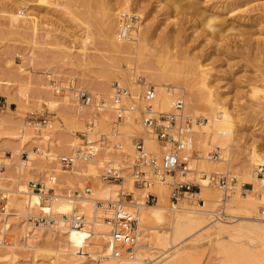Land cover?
<instances>
[{
	"label": "rangeland",
	"instance_id": "rangeland-1",
	"mask_svg": "<svg viewBox=\"0 0 264 264\" xmlns=\"http://www.w3.org/2000/svg\"><path fill=\"white\" fill-rule=\"evenodd\" d=\"M19 1L0 0V160L4 164L1 170L5 173L0 174L6 177L0 184L4 189H0V204L3 202L5 204L9 199V197H3L4 195L8 194L13 197L12 192L16 191L20 185H27L29 189V187L34 188L33 183H38L39 187L42 183L45 189L52 188L55 195L63 193L72 197L76 191H82V196L91 197V200L78 199L77 213L81 214L83 219L97 220L105 224L100 227L106 226L110 233L112 225L106 217L113 215V209L109 207L108 201L117 199L118 191L121 189L131 191L127 183L128 179L124 176L127 173L132 175L128 162L135 153L127 155L128 158H123L121 151L126 147L127 140H132L133 135L144 133L143 127L140 120L142 128L126 129L127 124L134 123L132 118L125 120L114 137L115 141L122 144V149L112 148V151L114 150L112 152L111 149L99 147L98 153H101V150L114 153L115 156L109 159L113 160L114 157L116 159L120 156L126 161L120 163L117 170L110 166L109 161L106 162L107 159L103 160L104 162L94 161L96 175L92 172L78 173V167L82 161H77L72 167L64 168L59 157L75 151L85 143L83 140L87 138L86 136L93 141L99 139L102 134L111 135L113 132L114 112L107 110L98 114L93 106L91 108V105L82 102L78 93L88 91L97 99L109 100L111 94L108 95L109 99H106L98 93V80L106 83L111 92L113 83L116 81L129 85L133 92L132 82L139 76L153 84L157 83L151 78L147 69L140 68L134 72V69H127V63L124 60L111 56L108 44L105 43L101 32L100 19L104 17L103 8L96 3V0L95 2L90 0L87 3L84 0H28L24 9L38 18L39 28L36 33L31 28L10 23L6 9L9 6L20 7ZM105 1L110 6H118L121 2L130 3L133 6L131 12L140 15L139 20L137 19L134 23L133 30L137 33L138 23L145 19V22L155 30L151 39L152 43L159 40L164 30L182 29V38L185 42L182 48L190 54L193 63L200 62L204 66L208 76L207 81L210 86H213L215 96L230 106L236 115L245 117L246 120L249 119L251 124L237 128L234 140L231 142L232 166L230 168L228 165L227 167L226 165L224 167L214 166L212 170H209V172L219 171L227 174L228 185L240 186V189L233 190L221 187L219 190L223 194L220 196V201L215 202L214 210L217 211L224 201L226 214L230 216L235 212V216L238 215L234 217V220L264 224V181L260 180L263 175L252 160L254 148L264 156V92L259 91V94L256 93L253 97L249 91L253 82H258L256 85L260 88L263 86L260 77L256 76L261 68H264V52L262 53L264 50V0H184L180 9H172L166 3L167 0ZM168 10L171 13L169 15ZM214 12L225 18L227 25H233L238 29L230 31L227 40H216L212 37L209 40L206 39L207 31L204 29V22L206 17ZM242 30L249 31L240 34ZM245 36H249V39L246 40ZM183 56L180 59V65L171 66V68H177L182 82L186 78L187 83L190 82L191 85L193 83V88L199 90L200 84L193 80L195 66L193 63H187L188 61ZM125 70H127V75L123 72ZM169 83H174V80H169ZM21 85L28 87L27 96L20 93ZM180 91L182 94L175 93V97L187 95V98L183 96L185 103L187 102L185 113L204 119L201 124H206V115L209 112L207 107H199L198 113L188 110L189 90L180 88ZM131 101L138 105L144 104L142 99L137 101L133 96ZM172 105L173 102L167 107L156 106L169 111ZM137 114L140 117L138 119H141L140 111H137L135 115ZM44 119H47V123L42 122ZM92 120L95 121V127H88ZM193 131L196 133V129L193 128L190 135ZM84 132L87 133L86 136L83 135ZM194 136L199 137L195 134ZM191 142L190 140L191 152L195 151V157L191 161L192 168L207 171L203 158L211 151H217L216 158H218L219 148L214 142L206 146L202 143ZM33 151L37 153L32 160L30 155ZM49 152L59 154V156L52 157ZM22 162L24 165L20 167ZM111 169L115 173H120L124 180L104 179L103 174ZM199 175L197 172H190L187 178L179 175L169 177L167 179L169 198L172 189L170 182L185 179L201 182L197 178ZM204 185L196 192L203 190ZM87 186L93 188L92 193L85 192ZM8 189L9 192H6ZM104 189L111 191L109 197L104 196ZM208 189L215 190L216 186L208 185ZM35 190L40 192L39 189ZM147 191L148 189L140 191L141 197H144ZM151 192L158 194L153 188ZM226 193H228L227 196ZM238 193L242 195L244 204L237 202L235 196ZM158 196L160 200L161 196L159 194ZM135 199L139 202L143 198L140 200L135 196ZM200 200L199 202L203 203ZM96 201L98 205H103L104 202L103 207L96 206ZM250 201L254 203L251 204ZM205 203L204 200L203 204ZM43 204L46 205L42 207L43 210L41 207L32 209L33 213L42 216L39 217L40 219L49 214V205L45 202ZM148 204L157 203L151 201ZM11 207H16V205ZM55 212L61 216L57 208ZM9 221L11 228L7 234L8 241L15 238L18 243L25 245L28 238L25 236L26 223L29 218L25 215H13ZM141 223L143 230L139 240V250L142 251L147 261H153L154 264H175L177 254L172 258L169 256L176 250L179 251L185 242L190 241H197L196 245L198 243L199 245L192 247L193 249L190 247L183 249L188 258L183 264H264V237L250 241L251 234L243 233L236 240L228 237V234L207 238L206 234L218 224V220L204 223L201 229L177 245L162 239L163 234L167 232L164 228L170 225L167 219L160 223L158 221H141ZM54 225H58V222ZM85 225L91 230V223L86 222ZM58 232L61 231L57 228L48 230L46 227L36 226L31 232L36 238L31 237L30 241L37 243L38 246L48 247L50 250L0 245V264H57L54 249L62 248L67 244L66 236H62V233L59 236ZM89 232L84 233L90 235L83 245L69 243L66 247H70L72 251L94 250L111 253L110 248L104 249L107 240L110 239L109 233L98 235ZM149 240L152 241L153 246H158V248L146 247ZM0 241H3L2 233H0ZM58 252L61 256L58 264H97L98 262L88 254L81 255L60 250ZM152 253L159 258L150 257ZM73 260L76 262H72Z\"/></svg>",
	"mask_w": 264,
	"mask_h": 264
},
{
	"label": "bare ground",
	"instance_id": "bare-ground-1",
	"mask_svg": "<svg viewBox=\"0 0 264 264\" xmlns=\"http://www.w3.org/2000/svg\"><path fill=\"white\" fill-rule=\"evenodd\" d=\"M84 1L85 3L90 2V0H84ZM96 1H97L96 3L100 4V6L103 8L104 17L100 19L101 32H102L103 37L105 38V43L108 44V50L110 51L111 56L114 58L120 59V60H124L127 63V69L129 70L134 69L135 70L134 72L138 71V69L140 68H145L148 70L151 78H153L157 83V84L154 83L157 86V91H158V96H157V100L155 103V105L157 106L162 105L163 107H167L172 102H174V100L176 99L175 93L176 94L178 93L179 95L180 93L182 94L181 92L182 90L180 91V88L181 89L184 88V90H187V91L189 90L188 110L189 109L194 110L198 113V108L201 106H206L207 109L209 110L208 114L206 115L207 123L204 125L203 124L194 125L195 127L193 128L194 130L196 129V133H194V131L193 133H191L190 135V140L192 141L191 143L198 142L206 146L214 142V144H216L215 146L219 148L220 156L218 158L216 157L210 158L209 154H206L207 156L203 158V163H204V166H206L207 172H209V170H212L214 166L224 167L226 165L227 167L228 165V167L230 168V166H232L230 148H231V142H233L234 137H235V131L237 128L242 127V126L243 127L247 126L251 123L248 121L249 119L246 120L245 117L244 119L240 115H236V113H234L230 109V106H228L226 103H223L221 100H219L215 96V90L213 89V86H210L207 81L208 76H207V72L204 69V66L200 62L193 63L192 58L190 57V54L187 52L186 49L182 48V45L185 44L182 38V33H181L182 29L180 30L178 28L173 31L164 30L163 33L160 35L159 40L156 43H152L151 39L155 33V30H153L151 25L145 22V19H144L142 21L140 20V22L138 23V26H139L138 32L136 33L135 30H133L131 32V37L127 40H123V39H120L117 33L121 26L120 20L118 19L119 16L117 17V15H120L121 13L120 11L122 12L130 11L131 12V10H133L132 9L133 6L127 2L126 3L121 2L118 6L116 5L110 6L109 4H107L105 0H96ZM182 1L184 0H167L166 3L170 5L172 9H180L182 8ZM28 2H29L28 0H20L19 1L20 7L18 6L16 8L13 6H9L6 9L7 13L9 14L8 19L12 25L16 24L19 26L28 27V28L33 29L34 32L36 33V31L39 28V20L36 17V15L31 14L30 12H27V9H24V6H27ZM167 13L169 15L170 11L168 10ZM214 13L209 14L206 17L205 22H204V29L207 31L206 39L209 40L210 37H212L216 40H227L228 34L230 33V31L238 30V29L233 25H227V21L225 18L221 17L220 14L218 13H215V14ZM134 14L138 17V20H139L140 15H138L137 13H134ZM263 29H264V26H263ZM247 31L249 30H242L240 31V34H244ZM245 39L246 40L249 39V36H245ZM245 39H242V40H245ZM263 52L264 50L262 51V53ZM182 56L188 61L187 63H193V65L195 66L193 80H196L200 84L199 90H196L195 88H193L194 87L193 83L192 85L190 84V82L187 83L188 81L187 82L185 81L186 78H184V81L182 82L180 80L181 75L178 73L177 68L176 69L171 68V66L180 65L181 63L180 59L182 58ZM115 66L117 67V65ZM118 66L121 67L120 65ZM126 71L127 70L123 72H125V74L127 75ZM256 77H260L262 81L261 80L259 81L263 82V86H261L260 88V86L256 85L258 84V82L257 83L253 82L254 84H251L249 91L252 93L253 97H254V94L258 93L259 91L264 92V68H261L260 73ZM171 79L174 80V83L172 84L169 83V80ZM120 82L124 83L122 81ZM147 82L151 83L149 81ZM97 85H98V93L100 94L101 97H106L107 99L108 95L112 94L111 89L106 85V83L101 82V81L99 82L98 80ZM166 85L168 86L171 85L174 92L173 93L169 92ZM132 86H133L132 96L134 97V99H136L137 101H141L142 99V101L145 103L142 97V94H141L142 87L138 85L136 80L132 82ZM27 88H28L27 86L21 85L19 88L20 93L25 94V96H27L28 95V92L26 91ZM108 89H110V91H108ZM183 96H185V94L179 97L185 98L187 95L185 97ZM263 98H264V93H263ZM29 100L31 101V99ZM131 100H132V97H131ZM141 105L143 106L144 104H141ZM90 107L92 108V106ZM137 111L138 110L136 108L131 113V115L127 118V120H130L132 118V122L135 125L129 123L125 126L126 129L136 128V127L140 129L143 127V126L141 127L142 124L140 125V120L142 119H138L139 117L138 114L135 115ZM90 133L92 134L93 132L91 131ZM194 134L196 136L198 135L199 137L195 138ZM146 145L154 150L159 149V146L156 143L153 136H149L147 138ZM61 151H65V150L61 149ZM111 151L101 150V153H98L99 156L97 154L95 157L88 158L84 162L82 161L81 164L79 165L80 168L78 167V173L88 174V172H92L95 174L96 168L94 165V161L102 162L103 160L105 161L106 159H107L106 162L109 161L110 166L114 167L117 170L118 165L126 161L123 160L122 157L120 156H118V158L116 159L115 157L114 159L112 158L113 160L109 159L111 156L112 157L115 156L114 153H112L114 152V150L112 152ZM121 152H122V155H124L123 158L124 157L128 158L127 155H130V153H135V146L132 140L130 139L127 140L126 147H124V149ZM36 153H37L36 151L31 152L30 159L33 160L34 155H36ZM49 155L50 156L52 155V157L59 156V154H53L51 152H49ZM119 157L121 159H119ZM252 160L254 161V165H257L258 169H260V172L263 175V177L260 176L262 178L260 180L264 181V174H263L264 173V156H262L256 148L252 150ZM22 161H25V160H22ZM27 161L28 160H26V162ZM23 163L24 162H22L21 163L22 165L20 164L21 166L20 165L19 166L22 167L24 165ZM220 170L222 169L220 168ZM224 171H225V168H224ZM0 173H3V171L1 170ZM189 174L190 173L178 174V175L183 176L184 178H187ZM176 176L177 175H171L169 177H176ZM124 177L128 179L127 183L131 190L129 192L133 193L134 197L132 198V200H129V201H121L120 200L121 195L119 193L121 190H119L117 194V200H120L119 204L121 205L123 204L124 206L127 205L126 208L130 212L137 215L138 217V220L135 222L137 233H138L137 242L131 248L133 249V253H130V254L125 253L119 257H115L113 255V243H112V237H111L113 225L110 221V218L113 217L114 210H113L112 216L106 217V220L112 225V229L110 233L108 232V228H106V226L100 227V225H105V224H101L97 222V220L89 221L87 219H83L82 226L75 227L74 224L78 223L79 221H82L81 218L79 217V215L81 214L77 213V210H76L78 199H80L81 201H84L85 199L91 200V197H88V196L83 197L80 193L75 194L73 197L69 194L62 193L60 195H55L53 193L52 202L51 204H49V214L44 215L45 218L47 219V223H44L42 222V218L41 219L39 218L42 216L37 215L36 213H33L32 211L34 207H41V208L46 207V205H44L42 201V197L45 194L44 188L42 189L41 192H38V191L36 192L35 188L29 187V189H27L26 187L27 185L22 186L20 184H19L20 185L19 188L16 191L12 190L13 197H11V195L8 196V194L3 196L6 198L9 197V199H7V202L5 203L7 207L6 210L0 211V228H1V225L3 224V228H1L0 230V233L3 234V241H0V245L12 246L14 248L15 247H28V248L30 247V248H33L34 250L36 249L50 250V248L48 247L38 246L37 243L32 242V240L30 241L31 237L33 238L35 235L33 233L31 234V232L34 231L35 226L39 228L46 227L48 230L57 228L58 231H61V232H58V235L62 233L61 234L62 236L63 235L66 236L68 245L69 243H72V245H83L85 243V239L90 235V234L89 235L84 234L88 231H90L89 233H95L98 235L109 233L110 239L107 240L106 246L104 247V249L110 248L111 253H106L104 251L99 252V251H94V250H90V251L74 250L72 251L70 250V247L69 248L66 247L67 246L66 244V246L63 245V247L65 246L64 248L62 247L59 249H54L56 250L55 262L58 264V260L61 259V256L58 252L60 250L62 252H72L74 254H81V255L88 254L89 256H93V258L98 261L97 264H154L153 261H147L145 257L143 256L142 251L139 250L140 249L139 240H140V236L143 230L141 221H144V222L158 221L160 223V222H163L165 219H167L170 225L164 228L167 230V232L166 234H163L162 239L165 242H169V243L176 244V245L181 244L187 237L193 235L195 232L201 229L204 223H211L217 220H218V224H216L213 228H211L210 231L206 234L207 238H211L214 236L220 237L221 235L228 234V237H230L233 240H236L240 238V236L243 233L251 234L249 238L250 241H254L257 238L264 237V224H261V222L260 223H251V222L246 223L240 220H234V217L238 216V215L235 216V212L234 214L230 216L227 214L228 216L223 217V218L217 217L216 216L217 213H216V210H214L215 209L214 207H215V202L216 201L219 202L220 196L223 194L221 190H219L222 186L211 185V186H216V189L209 190L208 189L209 184H207V181H205L201 177V175L197 176V178L201 180V182L199 181L197 182L195 181V182L199 184L198 189H201V187L205 184L203 190L196 192L198 190L196 189L194 191L186 192L181 198V201L184 200L183 201L184 203L180 201V203L176 204L175 206L171 205V194L169 198V195H168L169 194L168 192L169 184L167 181H161V180H158V182L155 181L157 182L156 185H153L154 183H152V185H150L148 188H145V189H148V191L147 193H145L146 195H144V197H141L140 191L145 190V189L139 187L135 183V180L133 179L134 177L130 175L129 173H127L126 176ZM5 178H6L5 175L0 174V184L4 182ZM186 180L188 181L192 179H185L184 181ZM152 188L153 190H156L158 194L161 196L160 200L158 199L159 202L157 201L156 202L157 204L155 205L148 204V202L145 199L147 194L151 192ZM222 188L224 189L231 188L233 190V189H240V186L236 187L234 185L233 186L228 185L227 187H222ZM0 189H2L1 186H0ZM6 192H9V189L6 190ZM92 192H93V188H92L91 193ZM110 192L111 191L109 189L103 190V194L105 197H109ZM227 195L228 193H226V196ZM135 196L138 199L140 198L141 199L143 198V199L142 200L140 199L141 201L137 202L138 200L135 199ZM235 198L237 199L238 203H243V204L245 203L240 193H238L235 196ZM200 199H204L206 203L205 204L200 203L199 202ZM98 201H96V206L103 207L104 202H103V205H98ZM109 201H112V200H109ZM169 201H170V204L168 205ZM250 203L252 204L254 202L250 201ZM13 205H16V207H11ZM55 208H57V210L60 211L59 213L61 214V216H58L56 214ZM106 208L108 211V207ZM13 215H25L26 217L29 218V221L26 223L27 228H26L25 236H27L28 238H27V243H25V245L18 243L15 238L14 239L12 238V241H8L9 238L7 239V234L9 233L8 230L11 228L9 219ZM31 217L37 218L39 222L30 220ZM96 217H98V215ZM53 220H56L55 223L58 222V225L55 226L54 225L55 223L52 222ZM33 222L34 224H32ZM86 222L91 223V227H92L91 230L86 227L85 225ZM196 242L197 241L185 242L184 246L179 251L176 250L177 252L175 251V253L174 254L172 253V255H170L169 257L170 258H172L173 256L175 257V254H177V259L175 261V264H183L187 258L186 254H184L183 252L184 251L183 249L187 247L192 248V247L199 245V243L196 245ZM146 247L158 248V246H153V243L151 240L148 241V245H146ZM229 250L231 249L229 248ZM154 254L155 253L150 254V257H153V259H156L157 257L159 258V256H155ZM13 255H14V249H13ZM72 262H76V261L73 260Z\"/></svg>",
	"mask_w": 264,
	"mask_h": 264
},
{
	"label": "built area",
	"instance_id": "built-area-1",
	"mask_svg": "<svg viewBox=\"0 0 264 264\" xmlns=\"http://www.w3.org/2000/svg\"><path fill=\"white\" fill-rule=\"evenodd\" d=\"M138 17L132 13L123 11L119 15L120 29L118 35L120 39L127 40L131 37L134 22ZM138 85L142 87V97L145 101L144 105L132 102V90L129 85L116 81L112 86V94L109 100L97 99L92 93L88 91H80L78 97L84 104L93 106L99 113L107 110H112L115 114V119L112 123L113 132L111 135L102 134L101 137L92 142L88 138L87 133L84 132L87 138L84 139V144L78 147L75 151L69 154H64L59 157V161L64 168L72 167L77 161H85L88 158L95 157L98 154L99 147L112 149L122 147V144L114 140L118 134L119 126L127 120L131 113L137 108L141 115V124L144 133L132 136V142L135 146V154L128 162V168L134 177L135 183L145 189L148 188L155 181H167L171 175L188 174L190 172H197L201 177L207 181L209 185H220L222 187L228 186V175L219 171L207 172L205 170H197L192 168L191 161L195 157V151L191 152L190 146V132L194 124H201L204 119L200 117H193L185 113V102L183 98L177 97L173 102L172 109L169 111L157 108L155 103L158 96L157 86L153 83H148L147 80L139 76L136 78ZM169 92H174L172 86H167ZM47 123V119L42 121ZM95 126V121L89 122L88 127ZM149 136H153L159 146L158 150H154L146 145V140ZM217 151L209 152V157H217ZM4 168V164L0 160V170ZM120 172V171H119ZM104 179L124 180L120 173H115L113 169L103 174ZM171 189V205L175 206L180 203L182 196L188 191H194L199 188V184L195 181H172ZM35 189L41 192L44 188L45 194L42 201L48 205L52 202L53 191L52 188H47L41 183L32 184ZM90 186L85 188V192H91ZM82 195V191H76ZM75 193V194H76ZM121 201H129L134 197L133 193L121 189L119 192ZM4 199V198H3ZM146 201L157 202L158 194L149 192L145 197ZM117 200V199H116ZM109 201L108 205L114 210L113 217L110 221L113 225L112 229V243L113 255L119 257L123 254L133 253L131 249L137 242V228L135 222L138 220L137 215L130 212L126 206L119 204L120 200ZM200 201L204 200L201 199ZM6 205L0 204V211L6 210ZM217 217L223 218L228 216L225 211L224 201L219 205ZM82 221L74 224L75 227H80L83 224V218L79 215ZM39 222L37 218H30ZM79 219V218H78ZM56 220L52 222L55 223ZM42 222L47 223L46 218H42ZM132 250V251H131Z\"/></svg>",
	"mask_w": 264,
	"mask_h": 264
}]
</instances>
